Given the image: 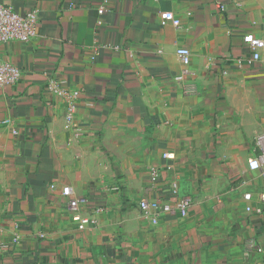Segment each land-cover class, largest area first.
<instances>
[{"label":"crops","instance_id":"crops-1","mask_svg":"<svg viewBox=\"0 0 264 264\" xmlns=\"http://www.w3.org/2000/svg\"><path fill=\"white\" fill-rule=\"evenodd\" d=\"M0 3L37 14L0 45L21 69L0 86V264H264V48L243 40H264V0ZM181 46L195 75L175 81ZM174 183L188 215L153 225L138 203Z\"/></svg>","mask_w":264,"mask_h":264},{"label":"built area","instance_id":"built-area-1","mask_svg":"<svg viewBox=\"0 0 264 264\" xmlns=\"http://www.w3.org/2000/svg\"><path fill=\"white\" fill-rule=\"evenodd\" d=\"M222 10L226 9L225 4H221ZM104 8L100 7L99 12L103 13ZM37 14L35 11H31L27 14H21L15 11L11 6L4 3H0V45L9 41H29L34 34V26ZM168 21H172L174 25L180 26V20L174 15L173 12L165 11L161 13V22L166 24ZM102 22V21H100ZM243 40L252 49V57L254 60H259L264 48V40L255 35L254 33H246L243 36ZM177 55L182 63L181 71L174 76L175 81H182L188 75H195V72L189 68L191 63V50L188 47H178ZM21 77V69L16 65L1 59L0 57V86L16 83ZM74 107L71 106L68 112V119H71ZM168 156V155H167ZM264 165V154L256 158L249 159V166L251 169L259 170ZM264 182V174H263ZM171 191L174 196V200H166L162 198H148L143 197L138 203L141 214L147 218L153 225H157L161 219L172 217H185L188 215L189 209L193 203L191 196H181L178 192V184L174 183L171 186ZM63 193L68 197V207L73 212L72 220L77 223L79 228L83 229L87 225L93 222L90 216H83L79 213V209L82 205L87 203V198L84 196H74L73 190L69 186L63 187ZM245 199L252 200V193L246 192L244 194ZM264 199V193L261 195ZM248 212H256L258 214L263 212L262 207H254L248 204L246 207ZM8 247L6 243H0V250ZM256 251L261 253L263 248L261 245H256Z\"/></svg>","mask_w":264,"mask_h":264}]
</instances>
